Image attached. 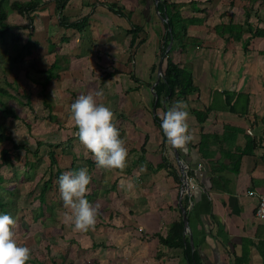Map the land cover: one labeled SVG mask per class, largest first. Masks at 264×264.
Returning <instances> with one entry per match:
<instances>
[{
	"label": "crops",
	"instance_id": "obj_1",
	"mask_svg": "<svg viewBox=\"0 0 264 264\" xmlns=\"http://www.w3.org/2000/svg\"><path fill=\"white\" fill-rule=\"evenodd\" d=\"M99 1L116 2L128 18L114 15L97 3L82 32L56 25L60 36L57 42L51 40L56 44L52 62L58 56L59 68L45 89H50L46 92L56 111L69 110L81 94L102 91L97 102L113 111V122L128 148L127 167L122 171L97 167L83 145V155L79 156L80 142L74 133L67 147L72 145L73 150L63 153L70 155L69 171L86 167L92 177L85 198L100 205L97 218L103 233L98 239L115 244L111 247L114 257L107 264H197L194 256H188L186 245L160 242L159 236L165 237L172 229L181 230L184 243L190 247L191 255L197 254L199 264H233L234 254H241L244 241L248 249L245 264H264V247H260L259 237L255 236L257 225H264V220L254 214L258 195L264 193V55L257 52L264 49V38L254 40L255 50L244 52L242 45L249 34L235 41L212 29L221 21L219 14L223 15V22H243L244 12L251 4L234 9L237 18L235 11L223 6L231 0H196L198 7H206L205 12H194L189 5L182 9L185 17H205L201 24L188 28L189 35L201 39L191 54L196 89L185 99L174 98L168 103L162 96L160 106L154 110L151 87L162 60L159 53L164 26L153 0H67L63 13L76 19L90 13L91 5ZM261 22L258 26L264 27ZM131 23L146 31L145 42L132 49L128 33ZM62 36L68 38L63 42ZM235 43L240 44L238 49ZM167 59L178 62V50L170 52ZM164 64L162 60V70ZM131 74L138 80H133ZM36 84L41 90L40 83ZM60 100H65L67 106ZM177 100L188 105L192 136L183 149L169 145L160 127V113ZM195 109L206 111V118L198 121ZM225 125L238 131H229L223 143H206L204 151L209 158L200 155L201 134L221 136ZM249 137L255 138L256 147L252 153L242 155L239 170L234 173L229 155L238 154L235 147H244ZM142 146L145 152L141 151ZM163 160L169 168H157ZM208 161L214 167V182ZM180 164L187 174L191 167L196 170V177L188 174L196 179L190 198L185 192L180 193V184L171 172ZM251 191L254 195L249 194ZM90 233L86 246L93 245Z\"/></svg>",
	"mask_w": 264,
	"mask_h": 264
},
{
	"label": "rangeland",
	"instance_id": "obj_2",
	"mask_svg": "<svg viewBox=\"0 0 264 264\" xmlns=\"http://www.w3.org/2000/svg\"><path fill=\"white\" fill-rule=\"evenodd\" d=\"M13 1L15 0H3L2 3L7 11V22L23 25L27 20L11 7ZM45 1V4L33 12L34 24L38 31L33 37L40 38V44L36 48H33L30 53L23 49L28 34L25 28L10 29L5 40L0 43V87L8 89L12 94V96L0 94V102L3 100L13 108L16 114L14 117L2 112L3 108L0 104V150L6 147L10 149L12 155H19L12 166L6 165L0 168L3 177L0 183V200L5 204L7 213L16 220L14 232L18 244L31 249L30 259H35L42 264H52V261L60 263L62 260L65 264H107L114 257V250L111 247L115 244L98 239L103 233V229L99 227L98 218L95 228L90 229L92 233L75 231L70 222L65 219L68 210L63 206L55 178L46 191L45 205L38 199L43 181L47 179L50 172L56 170V166L51 167L49 164L47 151L50 146L47 144H59L77 131L72 124L70 109L49 110L43 105L42 101L45 97L39 85H34L43 78L44 73H41V70L52 62L53 52L56 51V44L51 47V44H47L46 38L49 37L57 42L60 36L59 28H56L57 16L52 0ZM225 3L223 5L225 9L229 8L237 13L234 14V18L238 16V12L234 9L242 8L244 5L248 7L251 4L252 11L249 17L251 23L257 26L260 21L264 22V0H232L230 4L227 1ZM222 17L223 15L219 14L221 21L224 20ZM215 18L217 19V14ZM262 22L261 25H263ZM47 24L48 27L45 30ZM235 45L236 49L240 46L239 43ZM252 48L255 50L256 45L255 47L252 45ZM57 64L59 66V61ZM11 85L18 89V93L10 89ZM27 90L30 91V105L26 104V101H29L25 97ZM49 90L46 89L47 92ZM62 90L65 93V89ZM49 94L46 100L50 103L52 98ZM60 102L64 104V107L67 106L65 100ZM72 129L76 130L72 132ZM6 134L14 142L25 144L27 152L25 153L24 149H12L11 142L4 136ZM37 140L43 141L44 144L37 149V152H34ZM78 145H80L79 156H82L84 149L80 143ZM52 149L55 151L58 166L65 169V172L69 171L67 165H69L70 155L65 156L60 146H54ZM68 150H73L72 145L67 148ZM77 164L79 165V162ZM95 192L98 195V189ZM41 210L43 214L40 215ZM0 214H3L1 209ZM87 233H90L93 244L91 246H86L90 242ZM26 264L31 263L26 262Z\"/></svg>",
	"mask_w": 264,
	"mask_h": 264
},
{
	"label": "trees",
	"instance_id": "obj_3",
	"mask_svg": "<svg viewBox=\"0 0 264 264\" xmlns=\"http://www.w3.org/2000/svg\"><path fill=\"white\" fill-rule=\"evenodd\" d=\"M207 2H210L211 0H206ZM45 0H26L24 2L19 1H13L11 3V7L16 10L19 14H21L27 21L23 25H14L7 22V11L3 7L2 3L3 0H0V43H2L6 36L7 32L10 29L13 28H25L28 30V34L26 36V39L23 44V49H26V52L30 53L33 48H36L40 44V38L33 36L34 33H38L36 31V27L34 24L33 18V12L36 11L38 7L45 4ZM53 3V9L57 16V25L61 26L63 28H69L74 29L77 32H82L85 25L87 24L89 20V16L92 14L93 8L97 5V3L105 5V7L113 13L114 15L127 17V14L124 12V8L119 6L116 2H94L91 5V11L90 13L83 15L79 18L72 19L70 16L65 15L63 13V10L65 8V5L67 3V0H52ZM154 2L155 9L158 13L159 17H165L166 21L163 22L164 26V34L162 36V46L160 47V53L159 56L162 58L164 67L162 70V74L159 76L157 83L154 85V92L156 94L157 100L156 102H152V106L155 105V109L160 106L161 104V97L163 96L164 102L168 103L172 101L174 98L176 99H185L189 94H191L195 89L194 85V77L192 73V61H191V54L192 49L196 46H199L201 44V39L197 36L189 35L188 34V28L189 26L197 23H202L205 19L204 16H183L182 15V9L189 5L192 11L194 12H205L206 7H198L196 0H190L188 2L184 1H175V0H157V2ZM198 2V0H197ZM232 3V0H231ZM252 8L245 10V19L243 22H234L232 19H230L228 22L220 21L219 23H216L213 25L212 29L219 34L220 36H224L225 34L228 35L227 38H231L235 41H241L244 34H249L247 37V40L243 43V51L247 52L252 50V45H254V40L259 38H264V27L253 25V23L250 22L249 17L251 16ZM48 24L45 26V30L47 29ZM170 29H169V28ZM130 34V40H129V48L132 49L136 45H139L146 40V31L141 25L131 23V27L128 31ZM68 37L62 36L60 38L61 41H65ZM172 39V46L169 49L168 52L165 53V48L168 45L169 41ZM47 44H51V47L54 46V44L51 42V39L48 37L46 38ZM49 46V45H48ZM178 50L179 53V60L178 62H173L170 60H165V58L168 56V54L174 50ZM257 52L260 55H264V49H257ZM59 61L58 56L55 57L53 62L50 64V66L45 69L41 70V73H44L45 76H43V80H40L39 83L42 87L41 92L43 97L47 96L46 92V85L48 81L57 76L56 69L59 68L57 62ZM58 66V67H57ZM109 74V73H108ZM107 74V75H108ZM111 74V73H110ZM131 78L135 81L138 79L131 74ZM17 87V86H16ZM10 89H14L15 92L18 93V89L10 86ZM264 89V85H263ZM25 93V91H22ZM16 93V97H17ZM0 94L3 96L11 95L10 91L8 89L0 87ZM25 97L29 99V101H26L27 105H30V97L29 93L25 94ZM18 100V99H17ZM175 100V99H174ZM43 105L48 108L49 110L52 109L51 104L46 100V98L43 99ZM155 103V104H154ZM2 106V112H5L11 116L16 117V114L13 110V108L9 107L3 100L0 102ZM194 114L196 115L198 121H202L206 118V111L204 110H193ZM155 120L159 121V118L155 116ZM234 130L238 131V129L231 127V126H224V131L221 136L217 134H208V133H202L201 134V140L198 144V152L200 155H202L205 158H209L207 154H205L204 146L206 143H210L211 141L220 142L223 143V141L226 138V135H228V132ZM7 140L11 142V148L12 149H24L25 153L27 152V147L23 143H17L14 142L9 135H4ZM164 136V134H163ZM73 137H69L65 141H62L61 143H48L47 145L50 146V148L47 151L48 157H49V164L51 167L56 166V170L50 172L47 179H45L42 183V186L40 188L38 199L41 204L45 205V197H46V191L48 188H50L53 178H55V182L58 185V178L59 176L65 172V169H62L58 166L56 157H55V151L52 149L54 146H60L62 148V153H66L67 147L71 144V139ZM166 137L164 136V139ZM44 144L43 141L37 140L36 141V150L34 152H37V149L40 148ZM256 147V141L255 138L249 137L246 144L242 148H237L239 151L238 154H230L229 159L232 163L231 171L234 173H237L239 170V163L241 160L242 155L244 154H250L253 152V149ZM141 151L145 152L144 146L141 147ZM19 158V155H12L10 153L9 148H2L0 150V168L2 166L10 165L12 166L14 160ZM211 166V172H213L212 175V182L215 181V173H214V167L211 164L210 161H208ZM166 167L169 168V165L166 163L165 160L162 161V163L158 164L157 168ZM172 172V175H174V178L179 182H181V176L179 172V168H175ZM189 175H192L196 177V170L195 168L191 167V170L188 172ZM3 177L0 173V183L2 182ZM90 185V184H89ZM0 209L3 214H8L5 210V204L0 200ZM43 214V210L40 211V215ZM255 236L259 237V244L260 247H264V225H257ZM177 239V240H176ZM159 240L161 243L166 244L168 246H184L186 245V252L189 257L194 256L197 264V254L193 252V255L190 253V247L187 243H184L181 230H173L167 233L165 237L159 236ZM173 240V241H172ZM244 241L242 244V252L239 256L234 254V261L233 264H245L246 258H247V244ZM253 244V241H251ZM27 262H30L31 264H42L41 262L35 260V259H29ZM52 264H65L62 260L60 263H56V261H52Z\"/></svg>",
	"mask_w": 264,
	"mask_h": 264
},
{
	"label": "clouds",
	"instance_id": "obj_4",
	"mask_svg": "<svg viewBox=\"0 0 264 264\" xmlns=\"http://www.w3.org/2000/svg\"><path fill=\"white\" fill-rule=\"evenodd\" d=\"M102 91L79 95L70 105V114L77 131L75 137L93 156L97 167L124 170L127 167L128 148L120 137L110 107L97 102ZM160 113L161 129L169 145L183 149L192 139L189 129L188 105L174 101ZM92 177L86 167L66 171L58 178V190L63 206L68 211L65 219L75 231L94 229L100 214V205L85 197ZM16 220L10 214H0V264H26L31 249L18 244L15 238Z\"/></svg>",
	"mask_w": 264,
	"mask_h": 264
},
{
	"label": "built area",
	"instance_id": "obj_5",
	"mask_svg": "<svg viewBox=\"0 0 264 264\" xmlns=\"http://www.w3.org/2000/svg\"><path fill=\"white\" fill-rule=\"evenodd\" d=\"M201 167L202 165L199 163L198 168L200 169ZM180 176H181L180 193L182 194L185 192L187 194V197L190 198L192 191L195 189L196 186V179L194 177L189 176L186 170H184V173L181 172ZM249 194L254 195V192L251 191L249 192ZM254 214L258 219L264 220V193L258 195V202L255 207ZM139 230L141 229L139 228Z\"/></svg>",
	"mask_w": 264,
	"mask_h": 264
},
{
	"label": "water",
	"instance_id": "obj_6",
	"mask_svg": "<svg viewBox=\"0 0 264 264\" xmlns=\"http://www.w3.org/2000/svg\"><path fill=\"white\" fill-rule=\"evenodd\" d=\"M154 1L157 2V0H154ZM160 19H161L163 22L166 21V18H165V17H160ZM168 28H169V27H168ZM169 29H170V28H169ZM171 46H172V39L169 41L168 45L166 46V48H165V53L169 51V49L171 48ZM161 74H162V60H160V62H159V67H158V77H157V79H156L154 85L157 83L158 78H159V76H160ZM154 85H152V87H151L152 90H153V88H154ZM153 95H154V101L156 102L157 97H156V94H155L154 91H153ZM154 104H155V103H154ZM153 109L155 110V105H153ZM175 155L177 156V152H176V151H175ZM179 168H180V170L184 173V167H183L182 164L179 165ZM182 215H183V221H184L185 225H187V223H188V222H187V217H186V213H185V211H184L183 208H182Z\"/></svg>",
	"mask_w": 264,
	"mask_h": 264
}]
</instances>
